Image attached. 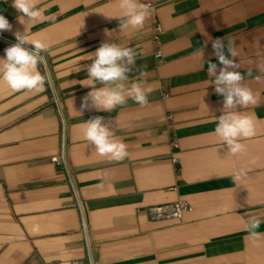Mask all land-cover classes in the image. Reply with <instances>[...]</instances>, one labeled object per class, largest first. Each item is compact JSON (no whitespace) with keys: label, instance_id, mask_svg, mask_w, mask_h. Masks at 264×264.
I'll return each mask as SVG.
<instances>
[{"label":"crops","instance_id":"obj_1","mask_svg":"<svg viewBox=\"0 0 264 264\" xmlns=\"http://www.w3.org/2000/svg\"><path fill=\"white\" fill-rule=\"evenodd\" d=\"M139 2L152 15L143 28L120 32L119 18H109L122 15L119 0H40L44 17L26 25L11 0H0L12 25L0 34V58L25 29L49 46L38 66L42 91L13 92L0 81V264H264V239L246 230L259 219L264 232V0ZM225 37L243 83L260 98L236 109L256 122L238 156L210 134L224 98L207 66L222 67L212 41ZM104 42L138 53L125 85L152 87L146 106L128 99L112 112L81 111L91 86H101L86 68ZM205 42L201 58L194 53ZM96 116L127 145L124 160L100 156L84 139L82 125ZM176 201L188 204L181 219L150 218L149 207Z\"/></svg>","mask_w":264,"mask_h":264},{"label":"clouds","instance_id":"obj_2","mask_svg":"<svg viewBox=\"0 0 264 264\" xmlns=\"http://www.w3.org/2000/svg\"><path fill=\"white\" fill-rule=\"evenodd\" d=\"M39 3L40 0H11L12 7L20 13L19 22L24 25L26 22L37 21L44 17L46 9L40 7ZM119 8L122 15L109 18H119L120 32L143 28L145 21L152 15L150 5L140 3L139 0H119ZM11 30L12 25L8 19L0 14V34ZM14 35L17 42L5 49V58H0L2 61L0 81L13 92H40L44 89L46 75L41 73L38 66L46 65L47 61L41 53L47 51L49 46L43 41L31 39L26 34V29L23 34L17 31ZM206 46L207 42L194 54L202 58L203 48ZM212 48L222 67L218 69L216 63L208 62L207 73L214 78L211 84L215 85L216 94L222 96L224 100L223 114L216 118V127L210 134L219 137L220 142L227 146L228 153L238 156L246 151V145L242 141L256 135V122L250 115L236 109L238 107L245 109L250 105L258 106L260 98L243 83L245 77L238 70L240 64L234 59L238 53L231 38L213 40ZM89 56L93 62L86 68V79L101 86H91L92 90L83 98L81 111L92 107L97 111L112 112L118 106L125 105L128 99L141 107L149 103L148 95L153 91L152 87H146L140 82H133L130 86L125 85L129 80L128 73L135 67L138 57L133 47L104 42L95 52L89 53ZM80 70L77 68L73 71ZM261 71H264V68H261ZM140 75L144 73L141 72ZM247 75L252 76L251 71ZM255 79L260 80L261 77L256 76ZM103 121V117L96 116L84 122L82 125L84 139L94 146L100 156H107L114 161L124 160L128 156L127 145L115 139L112 130ZM243 175H245L244 169L237 171L233 175V181L239 182ZM260 228L259 219L251 220L246 227L249 238L264 239V232L259 231Z\"/></svg>","mask_w":264,"mask_h":264},{"label":"built area","instance_id":"obj_3","mask_svg":"<svg viewBox=\"0 0 264 264\" xmlns=\"http://www.w3.org/2000/svg\"><path fill=\"white\" fill-rule=\"evenodd\" d=\"M161 31V26L159 23L154 22L151 27V41L153 44H158L159 42V32ZM154 57L158 62L162 60V52L159 46H155ZM54 160H60L59 156H54ZM188 209V204L184 201H176L173 203L154 205L148 208V213L151 219H181L183 212ZM70 264H86L82 260L73 259Z\"/></svg>","mask_w":264,"mask_h":264}]
</instances>
